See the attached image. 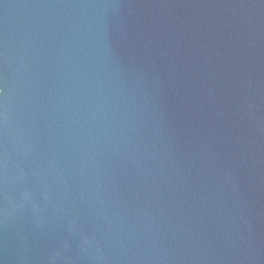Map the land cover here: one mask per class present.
I'll return each mask as SVG.
<instances>
[{
    "label": "water",
    "instance_id": "obj_1",
    "mask_svg": "<svg viewBox=\"0 0 264 264\" xmlns=\"http://www.w3.org/2000/svg\"><path fill=\"white\" fill-rule=\"evenodd\" d=\"M0 264H264V0H0Z\"/></svg>",
    "mask_w": 264,
    "mask_h": 264
}]
</instances>
